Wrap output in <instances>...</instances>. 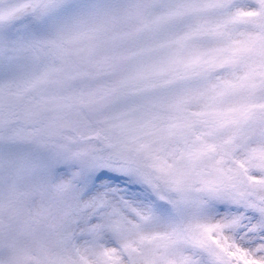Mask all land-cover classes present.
<instances>
[{"label": "snow or ice", "instance_id": "snow-or-ice-1", "mask_svg": "<svg viewBox=\"0 0 264 264\" xmlns=\"http://www.w3.org/2000/svg\"><path fill=\"white\" fill-rule=\"evenodd\" d=\"M0 264H264V0H0Z\"/></svg>", "mask_w": 264, "mask_h": 264}]
</instances>
